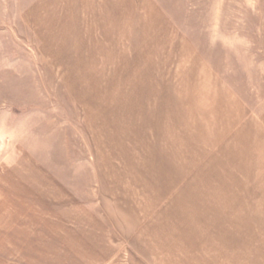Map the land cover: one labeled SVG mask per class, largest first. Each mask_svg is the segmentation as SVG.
Here are the masks:
<instances>
[{
  "label": "rangeland",
  "instance_id": "374dc122",
  "mask_svg": "<svg viewBox=\"0 0 264 264\" xmlns=\"http://www.w3.org/2000/svg\"><path fill=\"white\" fill-rule=\"evenodd\" d=\"M250 260L264 0H0V264Z\"/></svg>",
  "mask_w": 264,
  "mask_h": 264
},
{
  "label": "crops",
  "instance_id": "0c3cea01",
  "mask_svg": "<svg viewBox=\"0 0 264 264\" xmlns=\"http://www.w3.org/2000/svg\"><path fill=\"white\" fill-rule=\"evenodd\" d=\"M238 199H240V197H238ZM238 199H237V200H238ZM251 261H252V260H250V263L252 264V262H251ZM254 262H256V260H254ZM259 264H260V263H259Z\"/></svg>",
  "mask_w": 264,
  "mask_h": 264
}]
</instances>
